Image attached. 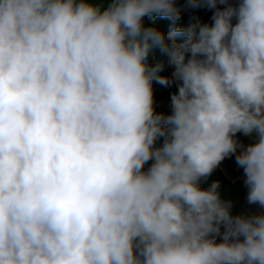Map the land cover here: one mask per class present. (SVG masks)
<instances>
[{
    "label": "clouds",
    "instance_id": "1",
    "mask_svg": "<svg viewBox=\"0 0 264 264\" xmlns=\"http://www.w3.org/2000/svg\"><path fill=\"white\" fill-rule=\"evenodd\" d=\"M186 2L213 23L166 36L175 0H0V264H264V213L198 184L242 148L264 208V0Z\"/></svg>",
    "mask_w": 264,
    "mask_h": 264
},
{
    "label": "trees",
    "instance_id": "2",
    "mask_svg": "<svg viewBox=\"0 0 264 264\" xmlns=\"http://www.w3.org/2000/svg\"><path fill=\"white\" fill-rule=\"evenodd\" d=\"M96 2L102 3L103 6H106L108 0H96ZM175 3L181 11V16L179 20L172 21L171 19L165 17L149 16L144 18L145 27H156L158 30L162 31L167 36L175 27H187L190 24L197 22L208 25H211L213 23L212 16L213 12L215 11L214 9H208L207 7L192 8L187 5L186 0H175ZM218 7L222 9L224 5H218ZM185 39L186 37L182 35L174 38L175 43L177 44H182ZM171 42L172 40H169V43ZM188 55H190V53ZM155 57V60H153L152 56L148 58L149 65H154L157 61H163L164 68L161 71L160 75L171 78V75L174 71V67L168 65L167 58L161 56L159 51L155 53ZM177 83L178 82H174L168 86H165L153 81V106L157 114H163L164 116L172 114V110L168 109L160 102H171V96L178 92ZM165 127L169 126L165 125ZM164 140L165 137H159L156 141L155 146H162ZM233 159L236 161V158ZM152 163L153 161H148L144 165V170L146 171L148 168H150ZM214 182L218 183L217 191L219 194H231L233 196L244 194V190L241 188H237V186H235L232 181L226 177V175L223 173L222 169L219 166H217L209 176L201 178L198 184L201 189H206ZM217 242H220L219 237L217 238Z\"/></svg>",
    "mask_w": 264,
    "mask_h": 264
},
{
    "label": "rangeland",
    "instance_id": "3",
    "mask_svg": "<svg viewBox=\"0 0 264 264\" xmlns=\"http://www.w3.org/2000/svg\"><path fill=\"white\" fill-rule=\"evenodd\" d=\"M162 105L172 110L171 102H160ZM234 139L237 140L238 144L242 146H247L251 143H254L256 140L255 133L251 135H244L242 132L236 133ZM242 148H238L236 153L231 154L226 157L221 163L218 165L223 173L226 175L228 179L232 181V183L237 186V188H241L244 191L243 195L233 196L231 194H219L221 200L230 201L232 204L231 213L233 215H252L264 213V208H261L259 205L248 204L247 202V192L248 189L244 184L245 176L243 172V168H241L233 158H236L237 155L240 154Z\"/></svg>",
    "mask_w": 264,
    "mask_h": 264
}]
</instances>
